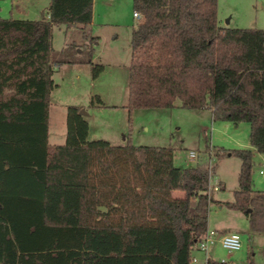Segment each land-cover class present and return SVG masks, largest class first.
<instances>
[{"label":"trees","instance_id":"trees-1","mask_svg":"<svg viewBox=\"0 0 264 264\" xmlns=\"http://www.w3.org/2000/svg\"><path fill=\"white\" fill-rule=\"evenodd\" d=\"M133 11L129 112L175 100L209 109L213 120L247 122L264 153V29L219 26L217 0H133ZM92 14L93 0H49L38 19L0 17V264H192L212 203L264 233L249 149L214 150L240 159L233 199L221 201L209 162L179 167L170 146L89 140L79 105L66 107L64 143L49 145L55 67L88 63L92 78L104 69L92 60L97 36L57 51L52 28H85ZM76 46L85 55L66 57Z\"/></svg>","mask_w":264,"mask_h":264},{"label":"rangeland","instance_id":"rangeland-1","mask_svg":"<svg viewBox=\"0 0 264 264\" xmlns=\"http://www.w3.org/2000/svg\"><path fill=\"white\" fill-rule=\"evenodd\" d=\"M48 3L49 0H0V17L38 19L39 9H43ZM23 6L25 10H19ZM217 16L219 26L264 29V0H217ZM138 19L133 17V0H94L92 28L93 34L99 35V41L94 44L92 59L94 63L103 65L104 69L98 77L92 78L88 63L83 62L81 68L85 70H75L76 65L71 63L55 67L53 80L56 86L50 96L49 145L64 143L66 107L79 103L81 109L87 112L84 115L86 120L88 115L95 114L90 120L93 134L103 133L110 128L116 130L119 124L122 132L117 134L115 143L118 145L130 142L133 145L170 146L174 150L173 162L179 167L209 162L214 168L211 184L217 185L221 182L224 186L223 189L212 192L216 200L233 199L240 159L228 153L217 158L213 154L214 150L249 149L252 156L253 189L264 191V173L261 172L264 168V153L258 152L250 144V126L247 122L235 124L213 120L210 111L180 107L179 100H175L174 106L169 108H138L129 112L126 105L130 38ZM82 29L81 32L76 28L67 29L65 25L53 26L52 47L60 51L68 44H83L86 41L85 36L89 34L84 31L85 28ZM79 49L78 46L72 47L66 57L82 58L85 54ZM95 96L104 105L92 106L90 101H95ZM113 104L118 106H112ZM95 107L101 108L97 109L100 111H95ZM111 122L117 125H111ZM98 123L105 126L98 130L99 128H95ZM123 136L125 139L120 140ZM190 150L195 151L196 158H189ZM173 195L182 196L183 193L176 190ZM217 206L213 203L210 205L209 226L213 227L222 222L229 224L239 234L242 243L238 258L217 245V260L227 264H246L250 256L255 264H264V233L250 232L247 219L240 211L225 206L219 209Z\"/></svg>","mask_w":264,"mask_h":264},{"label":"crops","instance_id":"crops-1","mask_svg":"<svg viewBox=\"0 0 264 264\" xmlns=\"http://www.w3.org/2000/svg\"><path fill=\"white\" fill-rule=\"evenodd\" d=\"M25 6H23V7H21V8H19V10H22V11H24L25 10V8H24ZM45 7H47V6H45ZM45 7H43V9L45 8ZM93 8H94V0H93ZM43 9H39V11L41 12ZM134 17V16H133ZM135 18V17H134ZM136 19V18H135ZM92 25H93V14H92V20H91V22L85 27V29H84V31L87 33V34H89V35H92L93 34V28H92ZM221 27H224V26H221ZM71 28H76V29H78L79 31H83V29L80 27V26H75V27H71ZM68 29V28H67ZM92 36H97L98 37V40H97V43H98V41H99V35H95V34H93ZM80 50V49H79ZM93 60V59H92ZM72 65H76V68H75V70H85V68H81V67H83L82 65H83V62H80V63H71ZM128 66H129V64H128ZM79 73H80V71H79ZM78 76V75H77ZM93 83V81H91V84ZM51 96V95H50ZM74 104H77V105H79V103H74ZM64 106H66V104L64 105ZM112 106H118L117 104H113ZM95 111H100V110H97V109H101V108H97V107H95ZM205 110H208V111H210L209 109H205ZM210 113H211V111H210ZM94 116H95V114L94 113H91V115H88V117H87V121H88V125H89V132H88V138L90 139V138H97V139H99V137H100V139H104V140H106V141H108L109 143H112V144H117L118 145V143H115V142H117V134H120L122 131V128H121V125H117V124H115V123H112L111 122V125H117V127H118V129H109V130H107V131H104L103 133H99V132H97V133H92V124L90 123V120L92 119V118H94ZM212 116V115H211ZM49 117H50V105H49V116H48V139H49V137H50V130H49ZM121 124V123H120ZM103 126H105L104 124H102V123H98L97 124V127H95V128H99L98 130H100V128L101 127H103ZM112 127V126H111ZM99 134V135H98ZM96 136H98V137H96ZM125 139V137L123 136L122 137V139H120V140H124ZM48 143H49V141H48ZM124 143H120L119 145H123ZM56 145V144H55ZM219 209L220 208H222V206H220V205H218L217 206ZM208 229H214V230H216V232L219 234V233H225V232H235V233H237L236 231H234L233 229H232V227L229 225V224H227V223H224V222H222V223H220L219 225H213V227H210L209 226V224H208ZM238 234V233H237ZM217 245H220V243L218 242V241H215L214 243H211V244H209L208 245V247H207V250H206V252H201L200 250H197V249H195L194 250V252H193V255L195 256V258L197 259V262H200V263H202V264H205L206 263V260L207 259H211V260H214V261H218L217 260V258H216V249H217ZM221 246V245H220ZM230 255H232V254H234V258H238V256H240V252L239 251H237V252H234V253H230V252H228ZM227 263V262H226Z\"/></svg>","mask_w":264,"mask_h":264},{"label":"built area","instance_id":"built-area-1","mask_svg":"<svg viewBox=\"0 0 264 264\" xmlns=\"http://www.w3.org/2000/svg\"><path fill=\"white\" fill-rule=\"evenodd\" d=\"M133 16L138 19L140 18V14L136 11H133ZM189 158L194 159L196 158V153L193 150L189 151ZM264 173V168L261 170ZM210 188L212 190H217V185L210 184ZM218 241L222 248L226 249L227 252L234 253L240 250L241 248V240L239 234L235 232H225V233H217L214 229H207L204 235L201 237L200 241L196 245V249L200 250L201 252H206L207 247L209 244ZM192 264L197 263V259L195 256H192ZM207 261V260H206ZM225 262V261H219Z\"/></svg>","mask_w":264,"mask_h":264},{"label":"water","instance_id":"water-1","mask_svg":"<svg viewBox=\"0 0 264 264\" xmlns=\"http://www.w3.org/2000/svg\"><path fill=\"white\" fill-rule=\"evenodd\" d=\"M80 113H81L82 115H87V112H86L84 109H81V110H80Z\"/></svg>","mask_w":264,"mask_h":264}]
</instances>
